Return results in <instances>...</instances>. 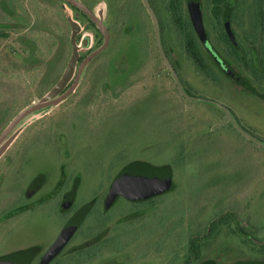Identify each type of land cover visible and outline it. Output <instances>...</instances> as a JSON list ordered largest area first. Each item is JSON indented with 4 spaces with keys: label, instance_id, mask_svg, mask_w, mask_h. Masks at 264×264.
Listing matches in <instances>:
<instances>
[{
    "label": "rangeland",
    "instance_id": "1",
    "mask_svg": "<svg viewBox=\"0 0 264 264\" xmlns=\"http://www.w3.org/2000/svg\"><path fill=\"white\" fill-rule=\"evenodd\" d=\"M78 1L103 24L108 45L69 96L27 114L0 141V259L40 264L85 209L48 264H264V148L218 106L186 99L174 79L185 95L223 105L264 145L262 0H225L229 32L251 54L255 75L225 52L211 0H199L198 13L217 58L186 0H146L161 53L142 0ZM73 28L78 59L59 95L101 47L102 31L62 0H0V136L60 79ZM185 29L209 74L186 53ZM137 168L163 173L162 190L111 194L117 177Z\"/></svg>",
    "mask_w": 264,
    "mask_h": 264
},
{
    "label": "water",
    "instance_id": "2",
    "mask_svg": "<svg viewBox=\"0 0 264 264\" xmlns=\"http://www.w3.org/2000/svg\"><path fill=\"white\" fill-rule=\"evenodd\" d=\"M66 2L77 6L81 8L87 17L94 22L97 27L102 31V34L104 35V42L99 47L97 50L93 51L90 53L87 57H85L78 65L76 69L75 76L73 78V81L71 82L69 88L63 93L62 95L58 96L60 92L65 88L66 84L70 80L74 66L77 62L78 55H77V50H76V45L74 43V37L76 34V29H72V37H71V56L70 59L64 69L63 74L61 75L60 79L57 81L55 86L47 93V95L43 98V102L39 103L37 105H33L26 110L22 111L20 114H18L13 121L9 124L7 129L2 133L0 136V141L10 132V130L13 128V126L16 124L18 120L26 116L27 114L50 106V105H55L62 100H64L67 96H69L73 90L76 87V84L79 80L80 74L86 64H88L96 55H98L101 51H103L106 46L108 45V34L105 30V27L103 24L94 16V14L83 4L76 2L74 0H65ZM144 4L146 5L148 12L151 15L153 27H154V36H155V42L156 46L158 48L159 53H161L160 45H159V40H158V33H157V24H156V19L149 8L146 0H143ZM263 3V23H264V0H262ZM173 74L171 67H168ZM174 75V74H173ZM176 81L177 79L174 78ZM177 83V82H176ZM178 84V83H177ZM178 90L180 93L188 100H194L198 102H205L209 104H213L218 106L226 115V118L228 121L231 122L235 130L248 139L249 141L259 145L260 147L264 148V145L258 142L255 138L252 136L248 135L245 133L242 129L238 127V125L234 122L230 114L228 113L227 109L221 105L220 103H217L215 101H210V100H204V99H199V98H192L190 96L185 95L181 89L180 86L177 85ZM58 96V97H57ZM55 98V99H54ZM164 174L161 173L160 171H149V170H144V169H134L131 170L130 172L126 173V175H122L117 181L114 183L111 194H116L119 192H122L126 195H129L131 197H140V196H147L156 192H159L163 188L164 184ZM119 191V192H118ZM84 214H82L81 211H79L64 227L62 232L60 233L59 237L55 241V243L52 245V247L45 253L43 256L41 263L40 264H48L55 256L59 254V252L62 250V248L68 243L72 235L75 233L76 229L80 225L82 219H83ZM0 264H24V259L22 257H12L6 260L0 261Z\"/></svg>",
    "mask_w": 264,
    "mask_h": 264
},
{
    "label": "flooded vegetation",
    "instance_id": "3",
    "mask_svg": "<svg viewBox=\"0 0 264 264\" xmlns=\"http://www.w3.org/2000/svg\"><path fill=\"white\" fill-rule=\"evenodd\" d=\"M64 3L68 4L70 7H73V8H77V9H80L82 10L81 8L77 7V6H74L68 2H66L65 0H62ZM76 2H79L81 3L80 1L78 0H74ZM143 1V0H142ZM83 4V3H81ZM144 4V2H143ZM84 5V4H83ZM86 6V5H84ZM144 6L146 7V5L144 4ZM149 6V5H148ZM186 6H187V9L190 11V14H191V19H192V23H193V26L195 28V31L197 33V36L198 38L201 40V42L204 44V46L208 49V51H210L212 53V55L215 57L216 55H214V52L212 50V48L210 47V44L209 42L203 38V33H202V27H201V24H200V20H199V13H198V7H199V0H186ZM226 6L227 4L225 3V0H221V2L219 3H216L214 0H211V8H210V14L214 20V23H215V26L218 30L222 29L223 31V34L224 35H221V38H222V43H223V48L225 50V52L227 53V55L232 59L234 60L236 63H239L242 61V57L244 58V61L246 63V65L250 68V71L253 75H255V68H254V65H253V59H251V54L246 50L245 46L243 45V43L237 39V37L235 35L232 34V32L230 31L229 32V27H228V24L227 22H225V17H224V14H225V10H226ZM87 7V6H86ZM88 8V7H87ZM150 8V7H149ZM89 9V8H88ZM147 9V7H146ZM91 11V9H89ZM148 10V9H147ZM215 10V12L213 13L212 11ZM92 12V11H91ZM92 22V21H91ZM94 23V22H93ZM95 24V23H94ZM96 25V24H95ZM97 26V25H96ZM190 32V31H189ZM191 33V32H190ZM108 34V33H107ZM192 34V33H191ZM103 35V34H102ZM104 37V35H103ZM264 38V37H263ZM192 39L195 41L194 37H193V34H192ZM184 41V39H183ZM261 41H263V44H264V39L262 40V37H261ZM195 44H196V41H195ZM197 46V45H196ZM264 46V45H263ZM198 49V47H197ZM199 50V49H198ZM200 53V52H199ZM201 55V54H200ZM192 60L193 58L190 57ZM201 58L203 59V57L201 56ZM217 58V57H215ZM194 61V60H193ZM204 61V59H203ZM205 63V61H204ZM205 65L207 66V64L205 63ZM223 67V66H222ZM207 74H209V68L207 66V69L206 71ZM175 82L178 83V81L175 80ZM176 83V86L178 85ZM178 89V87H177ZM179 91V90H178ZM182 91V90H181ZM180 92V91H179ZM60 96V95H59ZM192 98H196V97H193V96H190ZM199 99H202V98H199ZM204 100H207V99H204ZM192 102H198V101H194V100H190ZM199 103H205V102H199ZM228 111V110H227ZM224 113V112H223ZM229 113V112H228ZM226 116V115H225ZM231 116V115H230ZM233 119V118H232ZM230 122V121H229ZM235 122V121H234ZM231 123V122H230ZM236 123V122H235ZM33 191H30V195L32 194ZM65 199H67L68 202L71 201V198H70V195H67L65 196ZM63 198V200H65ZM9 258H12V257H9ZM8 257L7 258H3V259H0V261L2 260H6V259H9ZM41 263V262H40Z\"/></svg>",
    "mask_w": 264,
    "mask_h": 264
},
{
    "label": "trees",
    "instance_id": "4",
    "mask_svg": "<svg viewBox=\"0 0 264 264\" xmlns=\"http://www.w3.org/2000/svg\"><path fill=\"white\" fill-rule=\"evenodd\" d=\"M214 1L216 3L221 2V0H214ZM212 12L214 13L215 10H213ZM183 39H184L185 51L188 54V56H190V57L193 58L196 66L200 70L206 71L207 66L205 65L203 59L201 58V55L199 53V50L197 49V46L195 44V41L192 39V34L188 30H186V29L183 31ZM131 170H134V169H127V170H125L121 175H119L117 177V179H119L122 175H126V173L130 172ZM81 212H82V214H84L85 213V209L81 210ZM190 248H191V251L193 253H196L197 250H198V245H196V243H191L190 244Z\"/></svg>",
    "mask_w": 264,
    "mask_h": 264
}]
</instances>
